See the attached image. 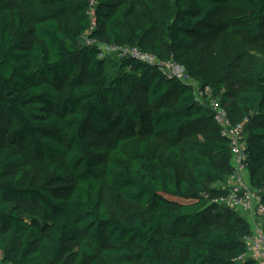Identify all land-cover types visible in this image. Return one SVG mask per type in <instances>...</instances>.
Returning <instances> with one entry per match:
<instances>
[{
	"label": "trees",
	"instance_id": "1",
	"mask_svg": "<svg viewBox=\"0 0 264 264\" xmlns=\"http://www.w3.org/2000/svg\"><path fill=\"white\" fill-rule=\"evenodd\" d=\"M30 1L25 46L19 9L0 0V264H255L239 259L250 223L214 201L232 167L208 98L157 64L104 58L92 41L103 31L108 45L178 62L233 122L247 118L249 181L264 205V60L233 87L186 58L209 30L264 45V0H141L134 22L117 0ZM44 4L54 8L33 7ZM109 133L107 146L92 137ZM39 158L48 175L34 181L26 159Z\"/></svg>",
	"mask_w": 264,
	"mask_h": 264
},
{
	"label": "rangeland",
	"instance_id": "2",
	"mask_svg": "<svg viewBox=\"0 0 264 264\" xmlns=\"http://www.w3.org/2000/svg\"><path fill=\"white\" fill-rule=\"evenodd\" d=\"M23 1L31 3L30 0H9V3L12 7L19 9L27 28L30 30L28 36L24 38V45L28 46L35 40L32 31L33 19L22 6ZM117 1L125 5L126 11L129 13L132 22L144 19V4L141 0ZM33 7L36 11L54 8V6L47 4ZM227 13H229L228 10H223V14ZM60 16H63L67 20L74 31H78L74 12H63ZM90 20V26L95 27L92 14H90ZM98 43L104 58L113 59L116 56L115 53L109 50V46L105 42V34H103V31L98 39ZM196 55L200 56L198 74L202 79L205 81L209 78L221 81L228 80L230 86L242 87L239 74L264 60V45L258 39H247L244 35L239 33L223 30H209L208 33L197 37L194 47L187 52L186 58L193 60ZM173 62L175 63V67L170 70V72L176 74L184 82L191 84L195 91H197L200 82L198 80L189 79L183 65L175 61ZM235 114L238 117V113L236 112ZM107 136L108 139L104 140L103 138L92 135V137L98 139L103 146H107V143L114 142L115 140V135L113 133H109ZM197 136H202V133L198 132ZM26 163L29 164L31 168L29 177L34 178V181L42 180L48 175V163L41 158L33 160L26 159ZM254 189L255 191L260 190ZM36 208L37 207H33L34 210ZM241 216L244 217L247 222L250 221V218L246 214H241ZM76 245L77 242H69L66 244V249L73 251ZM2 255L3 253L0 251V258Z\"/></svg>",
	"mask_w": 264,
	"mask_h": 264
},
{
	"label": "built area",
	"instance_id": "3",
	"mask_svg": "<svg viewBox=\"0 0 264 264\" xmlns=\"http://www.w3.org/2000/svg\"><path fill=\"white\" fill-rule=\"evenodd\" d=\"M92 43L99 45L97 41H92ZM108 46L109 50L118 57L131 56L148 64H157L165 73L176 75L170 72L175 67L172 60L162 62L152 53L141 51L136 46L128 44ZM211 93L208 86H205L203 91L194 89L195 97L198 100L201 101L204 96L208 98L214 122L221 135L229 142L232 167L224 181L216 185L222 193L214 201L229 209L246 214L250 218L251 231L243 237L245 253L239 259L247 257L251 258L255 264H264V205L261 200V190L255 191L249 181L247 155L243 141L244 125L247 118L233 122L225 106L217 98H213Z\"/></svg>",
	"mask_w": 264,
	"mask_h": 264
},
{
	"label": "crops",
	"instance_id": "4",
	"mask_svg": "<svg viewBox=\"0 0 264 264\" xmlns=\"http://www.w3.org/2000/svg\"><path fill=\"white\" fill-rule=\"evenodd\" d=\"M249 222V221H248Z\"/></svg>",
	"mask_w": 264,
	"mask_h": 264
}]
</instances>
